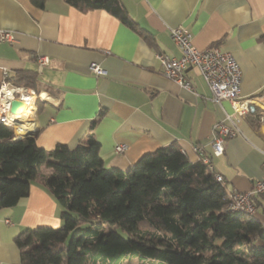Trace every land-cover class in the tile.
Returning <instances> with one entry per match:
<instances>
[{"label": "crops", "instance_id": "1", "mask_svg": "<svg viewBox=\"0 0 264 264\" xmlns=\"http://www.w3.org/2000/svg\"><path fill=\"white\" fill-rule=\"evenodd\" d=\"M122 2L150 41L103 9L80 12L65 0H44L43 7L30 0H0V28L15 35L13 42H0V78L5 69L9 75L33 70V89L25 87L42 93L32 112H21L29 125L21 135L13 131L14 139L33 136L45 149L59 143L73 149L92 132L104 164L121 170L172 142L194 162L199 155L193 146L200 145L227 190L248 191L261 175L264 158V0ZM177 25L190 31L197 48L214 43L233 55L241 72L239 95L254 107L239 118L240 132L227 138L219 156L209 147L212 124L232 112L230 102L212 101L194 67L185 70L192 89L165 78L154 57L156 52L180 56L168 34ZM39 56L48 58L41 70ZM92 62L105 73L92 72ZM121 143L127 149L116 153ZM57 203L36 176L27 196L0 208V264H19L18 232L60 224ZM254 209L252 217L264 228V195H256Z\"/></svg>", "mask_w": 264, "mask_h": 264}, {"label": "trees", "instance_id": "2", "mask_svg": "<svg viewBox=\"0 0 264 264\" xmlns=\"http://www.w3.org/2000/svg\"><path fill=\"white\" fill-rule=\"evenodd\" d=\"M43 7L44 0H30ZM87 12L103 9L148 41L122 0H65ZM33 89L36 72L9 75ZM103 115L102 110L91 123ZM73 149L15 138L0 122V208L28 195L41 165L42 184L61 210L60 224L18 232L19 264H264V228L229 210L227 188L207 163L190 161L176 142L141 155L130 168L107 167L89 132ZM223 177V176H222ZM125 233V236L122 233Z\"/></svg>", "mask_w": 264, "mask_h": 264}, {"label": "built area", "instance_id": "3", "mask_svg": "<svg viewBox=\"0 0 264 264\" xmlns=\"http://www.w3.org/2000/svg\"><path fill=\"white\" fill-rule=\"evenodd\" d=\"M179 47L181 54L179 57H172L164 52H156L154 57L161 65L162 75L182 88L192 89L190 81L185 76V70L191 66L196 69L199 75L208 86L211 95L210 99L220 104L221 101L227 100L231 104L232 112L225 113L223 119L215 121L212 124V137L209 141L211 153L219 156L224 152V145L227 138L240 132L237 123L239 118L250 111V99L241 97L240 94V77L241 72L237 61L233 55L223 50L219 44H209L204 48H197L192 43V34L187 28L181 25L172 26L168 33ZM15 39L14 31L7 28H0V42H13ZM48 64L46 56L37 57L38 70ZM89 68L96 75L105 73V70L97 63L92 62ZM8 70H3L0 82V122L10 126L13 131L20 120L21 112H11V100H18L24 103V110L27 113L32 112L36 98L40 93L25 86L13 84L8 79ZM33 95V101H28L23 96ZM262 107V106H261ZM261 113H264L261 111ZM262 117H260L261 119ZM194 151L199 155V160L211 166L210 160L203 155L202 147L194 145ZM127 149L125 144H117L114 147L116 153H123ZM261 175L256 179L252 187L245 192L227 190V206L229 210L239 211L252 215L255 211L256 195H264V158L262 160ZM216 179L224 183L221 174H216Z\"/></svg>", "mask_w": 264, "mask_h": 264}, {"label": "bare ground", "instance_id": "4", "mask_svg": "<svg viewBox=\"0 0 264 264\" xmlns=\"http://www.w3.org/2000/svg\"><path fill=\"white\" fill-rule=\"evenodd\" d=\"M40 95H42V93H40ZM25 99H27L28 101H33V95H28V96H23ZM264 98V97H263ZM261 99L264 101V99ZM18 112H26V110H24V107L21 106L17 109ZM34 115V113H33ZM20 120H21V124L20 125H17L16 128H15V131L17 133V135H21L22 133H25V131L27 130L28 128V125H29V121H27L26 119L24 118H21L20 117Z\"/></svg>", "mask_w": 264, "mask_h": 264}, {"label": "rangeland", "instance_id": "5", "mask_svg": "<svg viewBox=\"0 0 264 264\" xmlns=\"http://www.w3.org/2000/svg\"><path fill=\"white\" fill-rule=\"evenodd\" d=\"M36 91V90H35ZM47 171V167L46 166H44V165H41V167H40V169H39V171H38V173H37V177H38V179L39 180H43L42 178V173L44 174V175H48V172H46ZM122 233V235H124L125 236V233H123V232H121ZM123 264H141V262L138 260V259H133V260H131V261H128V262H125V263H123Z\"/></svg>", "mask_w": 264, "mask_h": 264}, {"label": "water", "instance_id": "6", "mask_svg": "<svg viewBox=\"0 0 264 264\" xmlns=\"http://www.w3.org/2000/svg\"><path fill=\"white\" fill-rule=\"evenodd\" d=\"M21 106H24V103L22 101L11 100V102H10V111L14 113ZM249 107H250V110L253 111V109H254L253 105H250Z\"/></svg>", "mask_w": 264, "mask_h": 264}]
</instances>
